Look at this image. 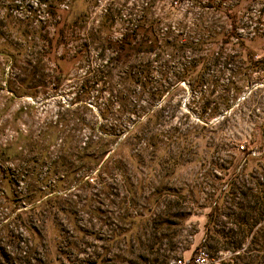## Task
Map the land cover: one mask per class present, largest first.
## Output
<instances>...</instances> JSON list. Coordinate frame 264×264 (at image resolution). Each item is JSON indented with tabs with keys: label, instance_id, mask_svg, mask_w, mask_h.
<instances>
[{
	"label": "rangeland",
	"instance_id": "obj_1",
	"mask_svg": "<svg viewBox=\"0 0 264 264\" xmlns=\"http://www.w3.org/2000/svg\"><path fill=\"white\" fill-rule=\"evenodd\" d=\"M201 246L264 264V0H0V264Z\"/></svg>",
	"mask_w": 264,
	"mask_h": 264
},
{
	"label": "built area",
	"instance_id": "obj_2",
	"mask_svg": "<svg viewBox=\"0 0 264 264\" xmlns=\"http://www.w3.org/2000/svg\"><path fill=\"white\" fill-rule=\"evenodd\" d=\"M240 147L241 149H243V144ZM245 152H247V154H250L249 150ZM188 260H190V264H211L214 258L205 246H201L195 251L194 255L191 258L186 260L183 257H173L168 261L167 264H187Z\"/></svg>",
	"mask_w": 264,
	"mask_h": 264
},
{
	"label": "trees",
	"instance_id": "obj_3",
	"mask_svg": "<svg viewBox=\"0 0 264 264\" xmlns=\"http://www.w3.org/2000/svg\"><path fill=\"white\" fill-rule=\"evenodd\" d=\"M213 214V213H212ZM187 264H190V260L187 261Z\"/></svg>",
	"mask_w": 264,
	"mask_h": 264
}]
</instances>
